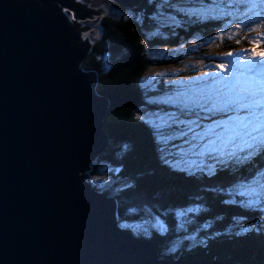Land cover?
<instances>
[{
  "label": "water",
  "instance_id": "obj_1",
  "mask_svg": "<svg viewBox=\"0 0 264 264\" xmlns=\"http://www.w3.org/2000/svg\"><path fill=\"white\" fill-rule=\"evenodd\" d=\"M103 13L77 0H0V264H239L163 259L117 227L115 198L93 187L86 170L109 142L108 99L81 67L89 26L76 20Z\"/></svg>",
  "mask_w": 264,
  "mask_h": 264
},
{
  "label": "trees",
  "instance_id": "obj_2",
  "mask_svg": "<svg viewBox=\"0 0 264 264\" xmlns=\"http://www.w3.org/2000/svg\"><path fill=\"white\" fill-rule=\"evenodd\" d=\"M155 2L157 3L154 1L149 5L147 0H142L136 8H132L137 12L136 17L101 15L99 38L91 43L81 64L83 70L95 71V88L108 99L103 127L108 134L109 143L107 149L98 156L97 162H106L114 167L113 170L120 169L119 172L113 171L109 180L101 182L103 174L100 167H93V163L88 175L96 189L115 197L119 223L148 219V210L153 216L159 215L168 231L161 238L150 228V241L157 247H171L178 237L193 233L196 240L206 239L209 244L210 250L203 246L189 250V245L193 242L185 243L186 240H183L175 257L208 259L214 256H210V253L218 252L221 258L230 259L228 251H236L248 257H256L257 262L254 261L253 264H264V243H261L264 242V226H261L264 223L259 222L264 221L260 216L264 205L249 209L240 203L239 197H235L236 202L232 203L231 198L224 193L204 191L211 187H227L234 181L229 172L220 171L212 178L198 173L195 178H191L170 170L160 160L153 129L136 115L138 108L146 101L147 90L141 85L143 73L152 62H170L149 57L146 44L153 46L167 42L169 46L177 45L181 39H188L194 33H201L204 37L211 36L221 25L219 19H202L195 15L191 16L189 23V17L185 15V28L176 27V33L168 31L162 38L149 39L145 30L153 25V13L157 9ZM114 4L124 9L123 6ZM141 40H144V44L140 43ZM101 56L104 58L101 59ZM104 61L109 65H105ZM255 163L257 167H264V155L257 157ZM255 171L256 168L252 165H245L236 175L247 178L254 175ZM124 184L134 187L123 189ZM197 195L200 200L195 199ZM224 199H229L230 202L221 203ZM190 204H202L207 211L195 216L190 214L189 218L193 222L186 226L193 224V229H177L174 212ZM129 207L137 208V211L129 213ZM165 210H168L167 214H164ZM257 222L259 224L256 225ZM205 223L211 227L201 228ZM242 228L252 230L237 237L235 233ZM209 237L211 238L208 239Z\"/></svg>",
  "mask_w": 264,
  "mask_h": 264
},
{
  "label": "snow or ice",
  "instance_id": "obj_3",
  "mask_svg": "<svg viewBox=\"0 0 264 264\" xmlns=\"http://www.w3.org/2000/svg\"><path fill=\"white\" fill-rule=\"evenodd\" d=\"M147 3L152 5L154 0H147ZM240 3H243L245 10L251 12L249 19L242 22L244 26H248L247 31L252 32L256 27L264 29V0H239V2L237 0H220V4L213 3L211 8L203 11L211 14L213 9H216L220 16H232L234 13L224 11L221 5H230L232 8H236L239 7ZM163 5L176 7L171 0H162V3L157 6ZM101 7L103 6L101 5ZM177 11L184 13L189 18L194 14L200 15V10L195 6L177 8ZM170 18L173 22L175 21V17ZM257 20L258 24L255 23ZM250 22L251 26H249ZM242 24L232 25L229 21L226 26L231 32L232 27L240 30ZM223 35L222 31L217 32L218 38H222ZM236 42L239 43L240 41L237 40ZM140 43L144 44V40H141ZM248 43L250 45L264 43V31H261L256 38L248 39ZM248 53H251L250 59H246L232 67L224 63H218L213 68L212 73H204L205 76L213 75L214 78L210 84L195 90L198 95L197 99L189 100L190 90L187 86H185L184 91L176 93L177 97L188 101L183 105L188 110L173 115L172 122L167 127L173 128L175 126V135L186 138L184 143L188 145V148L178 149L180 152L179 159L175 158L176 153L173 152L166 153L161 159L170 170L183 173L191 178H195L198 173L204 177L212 178L220 171L229 172L234 177V181L227 187H211L204 189V191L224 193L231 198L232 203L236 202L235 197H239L242 205L253 209L264 200V179H261L264 176V167H257L255 163L257 157L264 155V63H257V60L264 62V49H261L259 53H256L254 48L242 49L240 55ZM226 55L232 57L237 54L229 52ZM217 69L222 72L226 71L227 74L215 78ZM165 83L177 84L179 82L166 81ZM166 102L173 103L174 101L169 97ZM188 103H191L199 111L188 108ZM180 116H191L195 119H181ZM140 119L153 129L154 139L164 143L168 142V138L160 132L159 126L144 117ZM201 120H207L210 123L201 125L199 123ZM197 128L200 131H196ZM184 129H187V131ZM245 165H252L256 168V171L250 177L240 178L236 174ZM113 171L119 172L120 169ZM105 179L107 180V178ZM133 187L134 185L124 184L123 189ZM195 199L200 200V197L197 195ZM229 202V199L221 201L224 204ZM128 211L134 214L137 208L129 207ZM167 211L165 210L164 214H167ZM204 211H207V209L202 204H190L186 208L177 209L174 212L177 220L176 228L181 229L192 223L193 221L189 218L190 214L195 216ZM150 221H154V223H150ZM117 227L121 230H132L133 235H142L147 240L152 239L150 228L161 238L168 231L159 215L153 216L150 210H148V220H142L141 223L135 225V228L128 223H119ZM200 227L208 229L211 225L205 223ZM253 228H255L254 225ZM251 230L242 228L235 235L240 237ZM219 234L216 233V235ZM183 240L193 242L189 245V250L196 246L207 247L206 239L196 240L195 233H193L178 237L171 247L162 250V257L175 256Z\"/></svg>",
  "mask_w": 264,
  "mask_h": 264
},
{
  "label": "rangeland",
  "instance_id": "obj_4",
  "mask_svg": "<svg viewBox=\"0 0 264 264\" xmlns=\"http://www.w3.org/2000/svg\"><path fill=\"white\" fill-rule=\"evenodd\" d=\"M79 2L85 3L86 7L97 9L103 6L104 13L113 17H136L137 12L132 8H136L141 1L132 6H126L121 4L115 0H77ZM156 5L162 3V0H154ZM172 3L176 5V7H168L167 5L157 6L155 11L156 15L154 16L152 22L153 25L146 29V35L149 39L151 37H160L162 38L163 34L166 35L168 31H172L176 33L174 29L182 28L187 25V18H185V14L177 11V8H188L195 6L200 10V15H195L202 19H219L221 25L217 27L216 32L211 35L204 37L201 33H194L188 39H181L177 45L169 46L167 42L163 44H157L153 46H148L146 44V53L151 58L158 59H166L170 60L168 63H157L152 62L145 72L143 73L141 80L142 86L147 90L145 102L138 108L136 111V115L141 118L144 117L146 120L154 122L157 126H159L160 132L168 138V142L164 143L163 141H158L157 139V149H159L158 155L165 156L168 152L176 153L177 159H179L180 152L178 149H187L188 145L184 143V139L175 135V126L173 128L167 127V125L171 124L173 115H178L181 111H187L188 109L184 108L185 101L184 98L177 97L176 93L178 91H184L185 86L190 90L189 92V100L197 99L198 95L195 90L199 88H203L205 85L210 84L214 78L213 75L205 76L204 73H212L213 68L218 63H224L229 65L230 67L234 66L237 63H241L246 59L251 58V53L246 55H240L242 49L254 48L256 53H259L261 49H264V43L258 45H250L248 43V39L256 38L261 31L260 27H256L254 31L248 32L247 27L242 24V22L246 19H249L251 16V12L245 10L243 3L239 5V7L232 8L230 5H221L224 11L233 12L232 16H220L216 9H213L212 13L203 11L204 9H209L212 7L213 3L220 4V0H171ZM114 3H117L124 7L121 9L116 7ZM61 8V7H60ZM173 10L174 12H172ZM62 12L67 16L68 20H72V13L70 10L66 8H62ZM101 15H93V18H84L77 19L76 22L80 23L79 27L88 25L89 29L81 31V37H87V40L90 43L96 41L100 35V24H101ZM170 17H175V21ZM191 18V17H190ZM190 18H188V22L190 23ZM229 21H231L232 25L236 23H241L242 28L240 30L231 28V32H229L228 25ZM258 24V20L255 21ZM251 26V22L250 25ZM223 32L224 35L222 38L217 37V32ZM240 42L237 43L236 41ZM91 47H89L90 50ZM89 52V51H88ZM232 52L237 55H233L232 57H228L226 54ZM104 56H101L103 59ZM257 63H264L260 60H257ZM105 65H109L106 61H104ZM93 71V70H92ZM95 72V71H94ZM227 72H222L217 69L215 72V78H219L225 76ZM166 81H178L177 84L165 83ZM171 97L173 99V103H167L168 98ZM179 101V102H176ZM188 108H191L193 111H199L193 107L191 103H188ZM181 119H195V117H184L180 116ZM219 118V117H216ZM201 125L209 124L210 121L201 120L199 121ZM183 127V126H181ZM187 131V129H184ZM196 131H200L199 128ZM154 132V131H153ZM109 138V137H108ZM109 143V142H108ZM108 147V145H107ZM107 149V148H106ZM105 149V150H106ZM103 152V151H102ZM101 152V153H102ZM100 153V154H101ZM98 154L96 158L91 160L90 168L87 171L91 170V166L93 167L97 165L100 167V171L103 174L101 182H105L111 178V173H113V166L102 161L103 164H99L97 162V158L100 155ZM160 157V158H161ZM163 162L162 159H160ZM183 167V165H182ZM89 176V175H88ZM87 178V177H86ZM90 178V177H89ZM107 178V180L105 179ZM264 179V176L261 177ZM91 180V179H90ZM92 183V181H91ZM93 185V183H92ZM94 187V185H93ZM98 190V189H97ZM100 191V190H99ZM112 196V195H110ZM114 197V196H113ZM115 198V197H114ZM116 201V199H115ZM264 205V200L257 206ZM117 207V203H116ZM260 216L264 220V206L261 208ZM141 219L136 221H128L127 223L133 228L135 225L141 223ZM260 223H264V221L259 220ZM150 223H154V221H150ZM259 224L258 222L256 225ZM261 226H264L261 225ZM194 225L191 224L189 226H185L182 228L184 231H188L193 229ZM143 238V236H140ZM147 240V239H146ZM185 243H190V241H185ZM262 244L264 242H261ZM158 251L161 253L163 248L158 247ZM166 247H164L165 249ZM203 248H205L203 246ZM207 250H210L209 244L207 243ZM245 253V252H244ZM214 255L208 259H222V260H230L235 261L239 264H253L254 261L257 262L256 257H248L244 254H239L236 251H228V255H230V259L221 258V255L216 252ZM259 255V253L257 254ZM256 256V255H254ZM164 258H174L172 257H162ZM187 259V258H184ZM190 259H205V258H190ZM258 259L259 256H258Z\"/></svg>",
  "mask_w": 264,
  "mask_h": 264
}]
</instances>
